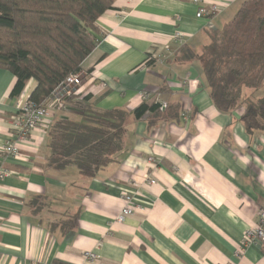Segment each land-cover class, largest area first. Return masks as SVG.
<instances>
[{
  "label": "crops",
  "instance_id": "crops-1",
  "mask_svg": "<svg viewBox=\"0 0 264 264\" xmlns=\"http://www.w3.org/2000/svg\"><path fill=\"white\" fill-rule=\"evenodd\" d=\"M209 1L219 6L209 19L197 17L191 0H115L97 20L81 95L103 110L155 102L175 104L177 113L131 121L123 153L92 179L46 166L47 127L31 133L18 158L1 157L12 136L16 79L0 69V165L9 171L0 180V264H264V240L241 244L264 209V132L245 131L243 108L219 112L199 63L173 56L183 45L199 52L207 32L231 21L246 0ZM177 32L182 45L172 41ZM147 58L153 63L144 66ZM34 87L29 81L23 92ZM61 116L77 119L65 109L49 125ZM122 195L137 208L117 223ZM34 197H43L37 212L28 205ZM72 215L73 231L51 226ZM85 252L97 259L87 262Z\"/></svg>",
  "mask_w": 264,
  "mask_h": 264
},
{
  "label": "trees",
  "instance_id": "trees-1",
  "mask_svg": "<svg viewBox=\"0 0 264 264\" xmlns=\"http://www.w3.org/2000/svg\"><path fill=\"white\" fill-rule=\"evenodd\" d=\"M114 2L0 0V69L16 79L10 96L19 97L34 81L29 100L40 105L69 75L83 72L81 64L98 44L96 22L113 9ZM207 35L208 43L199 52L183 45L173 51L174 59L199 63L209 98L219 112L243 108L239 120L245 131L264 132V97L256 95L264 89V0H246L231 21ZM147 60L146 65L153 63ZM64 103L63 110L77 119L61 116L48 128L46 166L74 167L86 179L117 161L131 121L166 120L177 113V105L168 104L163 112L155 102H143L132 112L103 110L90 103L89 95L71 96ZM28 205L37 212L44 206L43 197H34ZM77 218L72 215L51 226L67 233L76 228Z\"/></svg>",
  "mask_w": 264,
  "mask_h": 264
},
{
  "label": "built area",
  "instance_id": "built-area-1",
  "mask_svg": "<svg viewBox=\"0 0 264 264\" xmlns=\"http://www.w3.org/2000/svg\"><path fill=\"white\" fill-rule=\"evenodd\" d=\"M131 1V0H130ZM193 4L198 6L197 17L209 19L211 16L219 12V6L213 1L209 0H191ZM172 41L178 45H182L184 35L182 33H175ZM149 61V60H146ZM146 61L144 66H146ZM85 72L69 75L64 82L59 84L51 93L50 97L40 105H36L29 100V94L22 92L16 98V113L10 123L12 136L7 140L1 148L2 158H18L20 156V147L29 140L31 133L41 127L49 128V121L54 112L64 109L65 98L71 96L81 95L82 78L87 76ZM166 107L161 104V109ZM147 162H152L149 157ZM9 176V171L5 170L0 165V180ZM148 184L153 185L155 181L150 179L149 176L145 177ZM123 207L116 218L117 223H121L124 219L133 214L137 207L131 202V198L127 195H122ZM264 240V209L258 213V223L253 228L248 230L242 239V246L247 247ZM241 252L237 251V254ZM84 259L87 262H93L97 256L91 252L84 253Z\"/></svg>",
  "mask_w": 264,
  "mask_h": 264
}]
</instances>
